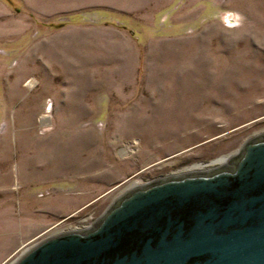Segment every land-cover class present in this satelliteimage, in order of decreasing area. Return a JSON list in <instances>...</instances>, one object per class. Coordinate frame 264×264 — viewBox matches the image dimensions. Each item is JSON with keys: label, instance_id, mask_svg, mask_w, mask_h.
I'll return each instance as SVG.
<instances>
[{"label": "rangeland", "instance_id": "1", "mask_svg": "<svg viewBox=\"0 0 264 264\" xmlns=\"http://www.w3.org/2000/svg\"><path fill=\"white\" fill-rule=\"evenodd\" d=\"M260 132L264 0H0V264Z\"/></svg>", "mask_w": 264, "mask_h": 264}, {"label": "water", "instance_id": "2", "mask_svg": "<svg viewBox=\"0 0 264 264\" xmlns=\"http://www.w3.org/2000/svg\"><path fill=\"white\" fill-rule=\"evenodd\" d=\"M9 264H264V132L223 164L125 189Z\"/></svg>", "mask_w": 264, "mask_h": 264}, {"label": "crops", "instance_id": "3", "mask_svg": "<svg viewBox=\"0 0 264 264\" xmlns=\"http://www.w3.org/2000/svg\"><path fill=\"white\" fill-rule=\"evenodd\" d=\"M122 58H124V57L122 56ZM82 61L85 63L86 62V57H82ZM83 92L85 93V91H83ZM67 96H68L67 93H64V92H60L59 93V92H57V94H56V98L57 99L56 100H57V102L59 103L60 106L59 107L56 106V110H59L60 108H70L71 103L74 102V101H71L70 99H68ZM84 96L86 97V95L85 94L82 95L83 99H84ZM79 101L82 102L83 100H78L77 102L79 103ZM88 102L84 105V107L85 106H91V104L88 103ZM75 105H76V103H74L73 106H71V107L73 108ZM105 105H107V104H105Z\"/></svg>", "mask_w": 264, "mask_h": 264}, {"label": "bare ground", "instance_id": "4", "mask_svg": "<svg viewBox=\"0 0 264 264\" xmlns=\"http://www.w3.org/2000/svg\"><path fill=\"white\" fill-rule=\"evenodd\" d=\"M226 159H227V157L226 158H224V157L219 158L216 161H214L213 164H216L215 166L220 165V164H223Z\"/></svg>", "mask_w": 264, "mask_h": 264}]
</instances>
